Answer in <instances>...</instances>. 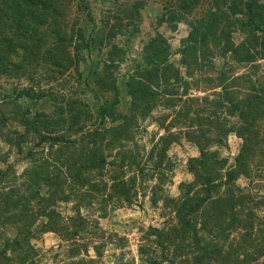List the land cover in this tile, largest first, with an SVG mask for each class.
<instances>
[{
  "label": "trees",
  "instance_id": "1",
  "mask_svg": "<svg viewBox=\"0 0 264 264\" xmlns=\"http://www.w3.org/2000/svg\"><path fill=\"white\" fill-rule=\"evenodd\" d=\"M246 5L248 8V1ZM61 6L62 0H0V73L18 70L28 56L36 55V60L56 58L50 54V47L40 50L39 45L48 31L60 32L61 22L54 19L51 23L50 17L63 15ZM76 35L85 47L93 40L91 33L83 36L79 27ZM188 41L186 47L193 52L196 38ZM259 43L264 47V36ZM145 62L148 64L137 65L129 74L125 83L129 105L114 118L119 121L110 125H105L104 102L97 104L94 119L81 100L66 97L58 101L50 92L46 93L55 110L29 114L20 98H40L44 93L38 85L12 86L9 91L13 94L0 98V104L23 116L17 118L23 127L21 140L30 141L32 138L25 135L32 133L43 142L28 152L27 164L19 173L7 164L0 166V264H49L41 260V251L30 242L37 232L49 230L67 243L64 249L68 256L79 250L87 254L88 247L99 255L104 234L97 220L82 215L80 207L97 208L102 215L108 208L133 203L138 192L145 190L152 202L162 200L170 215L164 226L148 225L142 232L136 263L133 257L120 254L113 264H264V228L250 204H244L242 189L233 183L235 171H244L259 145L255 119L264 109L263 90L249 83L236 98L233 90L229 91L234 88L222 77L218 80L221 95L215 91L216 97L208 100L206 95L187 93V82L165 55L147 57ZM196 67L199 69L198 64ZM178 84L182 85L180 92ZM90 88L97 90L96 86ZM158 103L171 107L169 125L181 123L177 131L193 141L199 151L188 158L193 181L181 182L175 196H169L165 186L173 166L166 148L176 136L166 127L165 134L146 150H140L143 146L134 136L137 117ZM225 104L227 113L236 111L237 125L232 129L207 126L203 120L208 105L212 107L210 116ZM229 130L240 136L241 144L234 163L225 169L223 158L205 147ZM5 135L10 143L11 136ZM61 202H70L71 211L59 210ZM39 217L43 220L33 228ZM6 225L15 227L13 236L4 233ZM56 246L64 247L61 242ZM82 259L79 256L58 264H81Z\"/></svg>",
  "mask_w": 264,
  "mask_h": 264
},
{
  "label": "rangeland",
  "instance_id": "2",
  "mask_svg": "<svg viewBox=\"0 0 264 264\" xmlns=\"http://www.w3.org/2000/svg\"><path fill=\"white\" fill-rule=\"evenodd\" d=\"M62 3L64 16L50 17L51 23L54 19L61 22L60 32L56 35L48 31L39 45L40 50L50 47V54L56 58L53 61L48 58L36 60V55L28 56L18 70L10 74L0 73L2 99L5 94H13L9 91L12 86L31 84L42 88L44 95L38 99L20 98L29 114L34 110H55V103L46 93L50 92L58 101L66 97L81 100L94 119H97V104L102 101L106 111L105 125L114 124L119 121L114 120L117 114L125 112L129 105L130 95L125 84L129 74L137 65H147V57L152 59L164 55L187 82L189 95H206L208 100H212L216 97L213 92L222 93L218 81L222 77L232 85L234 89L229 91L233 90L232 95L236 98L249 83L259 86L264 95V47L259 43L264 36V0H62ZM84 4L87 7H83ZM256 24L261 27H255ZM77 27L83 36L92 34L93 40L88 46L80 44ZM59 35L63 39H58ZM151 38L154 40L146 49L145 45ZM189 38H196L193 52L186 47ZM170 72L168 70L167 74ZM91 86H96L97 90H92ZM177 86L180 92L182 85ZM225 105L216 107L210 116L212 107L208 105L203 122L210 127L234 128L238 122L236 111L227 113L228 105ZM12 110L11 106L0 104L3 118L0 124L3 134L0 135V166L7 164L19 173L27 164L28 152L43 142L41 139L37 141L32 133L25 135L32 138L30 141L21 140L23 127L17 123V118L23 116ZM171 120V107L158 103L149 108L146 115L137 117L134 136L143 146L140 150L157 143L158 136L165 134L166 127L172 136H176L166 148L173 166L165 186L167 194L175 196L181 182L193 181L188 158L197 156L199 151L193 141L177 131L181 123L169 125ZM255 123L259 145L254 155L249 156L244 171H235L233 183L242 189L244 204H250L258 215L259 225L264 228V109ZM5 134L11 136L10 143L5 140ZM240 144V136L229 130L222 133L219 141H211L205 148L215 153L217 158H223L227 169L234 163ZM146 191L138 192L133 203L108 208L102 215L97 208L80 207L82 215L97 220L104 234L103 242L98 239L102 242L99 255L88 247L87 254L79 250L78 254L68 256L64 249L67 243L50 230L37 232L30 242L41 251V260L49 264L67 262L79 256L83 257L81 264H113L120 254L133 257L136 263V248L142 232L148 225L164 226L170 215L163 201L152 202ZM57 208L70 212L71 204L61 202ZM42 220L43 217H39L33 228ZM3 231L13 236L15 227L6 225ZM59 242L63 248L56 246Z\"/></svg>",
  "mask_w": 264,
  "mask_h": 264
}]
</instances>
